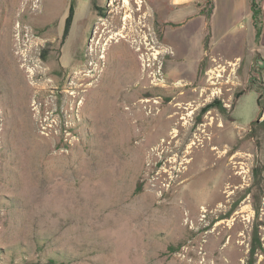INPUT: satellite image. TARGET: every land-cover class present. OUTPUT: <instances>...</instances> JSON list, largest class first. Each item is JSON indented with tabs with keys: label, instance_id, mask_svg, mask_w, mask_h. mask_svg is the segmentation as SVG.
Returning <instances> with one entry per match:
<instances>
[{
	"label": "rangeland",
	"instance_id": "rangeland-1",
	"mask_svg": "<svg viewBox=\"0 0 264 264\" xmlns=\"http://www.w3.org/2000/svg\"><path fill=\"white\" fill-rule=\"evenodd\" d=\"M40 1L13 25L30 92L0 45V264H264V0L258 39L252 21L221 41L208 0L185 27L168 0H133L142 84L102 59L122 0ZM215 99L226 113L201 114Z\"/></svg>",
	"mask_w": 264,
	"mask_h": 264
},
{
	"label": "bare ground",
	"instance_id": "bare-ground-1",
	"mask_svg": "<svg viewBox=\"0 0 264 264\" xmlns=\"http://www.w3.org/2000/svg\"><path fill=\"white\" fill-rule=\"evenodd\" d=\"M30 1L32 0H8V3L10 2V8L8 9V11L6 10L5 12V20H3L4 22L1 25L0 28V45H2V51L4 52L3 54H5V64H7V66H9L11 68V76L12 78L17 81L18 83H20L22 86H24L25 88V92L28 93L30 92V87H29V83L26 77V73H25V67L27 66H22L21 63L23 62H28V58L27 55L25 54V51L22 52V50H20V33L19 36L15 37V32L16 30H19L21 32V28L22 25L16 27L13 26L14 25V21H15V10H16V6L17 4H21L24 7V10L26 11L28 8L27 6L29 5ZM34 1V0H33ZM132 1L133 0H122V3L124 5V10L126 11V14L124 15L122 21L124 23L123 27H122V31L120 34H118L115 37H111L109 40V44H107V47L104 49V53L105 55L102 56L103 61H107L108 58H112V57H118V65L119 66H123L126 67L134 76H138L140 77V81L141 84L144 80H146L147 76V67L148 65H145V71L141 72L140 71V63H146L147 60L145 57H139L138 56V50H136L135 48V43L136 41L134 40L135 38V34H136V24H134L133 22H131L132 20V16L130 13V7L132 5ZM40 0H36V4L33 5V9H31L32 14H35L37 12H39L40 10ZM32 4V3H30ZM44 13V12H43ZM39 14V13H38ZM39 16V15H38ZM117 19V18H116ZM119 23V22H118ZM29 43H32L29 42ZM25 57L27 58V60H25ZM114 59V58H113ZM115 62V60L113 61ZM25 64V63H24ZM117 67V66H116ZM115 67V68H116ZM125 68V69H126ZM124 69V70H125ZM106 71V67L104 68V73ZM122 71V69H121ZM126 72V71H125ZM124 72V73H125ZM129 73V72H128ZM108 74L110 75V71L108 69ZM115 74V73H114ZM126 74V73H125ZM119 75V74H118ZM117 75V77H119ZM121 76V75H120ZM123 76V75H122ZM142 77V78H141ZM122 78V77H121ZM88 78H85V81ZM149 79V78H148ZM27 81V82H26ZM146 82V81H145ZM114 83V82H113ZM122 83V82H121ZM97 84V83H96ZM115 84V83H114ZM119 84V83H118ZM97 86V85H96ZM140 86V85H139ZM138 86V89H139ZM95 87V86H94ZM133 88V87H132ZM33 88H31L32 90ZM95 89V88H94ZM101 90V89H100ZM112 90V89H111ZM110 91V90H109ZM143 92V91H142ZM25 93V94H26ZM26 98V97H25ZM26 100V99H25ZM149 101V100H148ZM147 101V102H148ZM27 103V102H26ZM146 103V102H145ZM138 106V105H137ZM26 108V104L25 107ZM26 114L24 117H22L21 119L18 120V123L20 122L23 126V128L26 129L27 131V135L28 137H30V139L35 138L36 137V133L33 130L32 124L31 122V108H27L26 109ZM148 115V114H147ZM159 115V114H158ZM161 115V114H160ZM149 116V115H148ZM155 116V115H154ZM173 117V116H172ZM170 118V117H169ZM164 121V120H163ZM171 121V120H170ZM19 125V124H18ZM162 125V124H161ZM20 127V125H19ZM163 127V126H160ZM159 127V128H160ZM21 128V127H20ZM156 128V127H155ZM22 131V129H21ZM25 131V130H24ZM23 131V132H24ZM155 131V130H153ZM159 132V129L157 130ZM169 131V130H168ZM26 133V132H25ZM157 132H155L156 135ZM162 133V132H161ZM174 132H172V134H174ZM24 134V133H23ZM22 134V135H23ZM20 135V134H18ZM153 135V134H152ZM159 135V134H158ZM188 135V134H187ZM27 138V136H24ZM156 138V136H154ZM187 137V136H186ZM18 138V137H17ZM154 138V140H147L143 142V146L144 147H149V145L156 143L154 141H156ZM168 138V137H167ZM23 139V137H22ZM184 139V138H183ZM29 140V138H28ZM36 140V139H35ZM38 140V139H37ZM30 141V140H29ZM214 141V140H213ZM23 142V141H22ZM21 142V143H22ZM36 142V141H35ZM26 143V142H25ZM28 143V142H27ZM30 143V142H29ZM162 143V142H161ZM165 143V142H164ZM166 144V143H165ZM193 144H195L193 142ZM21 145V144H20ZM35 145V144H34ZM179 145V144H178ZM190 146V145H189ZM36 147V146H33ZM153 147V146H152ZM158 147V146H157ZM31 148V147H30ZM29 148V149H30ZM189 148H192L189 147ZM37 149V148H36ZM206 149V148H205ZM32 150V148H31ZM148 151V149L146 150ZM31 152V151H30ZM33 152V150H32ZM211 154V153H210ZM17 155V154H16ZM31 155V154H30ZM149 157L153 156V152L151 151L150 153H148ZM31 157V156H30ZM212 157V156H211ZM34 158V157H33ZM153 158V157H152ZM31 162V161H30ZM33 163V162H32ZM30 164V163H29ZM227 165V164H226ZM18 166V165H17ZM26 168V167H25ZM33 169V168H32ZM187 170V169H186ZM228 170V169H227ZM224 170V171H227ZM186 173V172H185ZM227 173V172H226ZM186 175V174H185ZM183 176V175H182ZM187 176V175H186ZM194 177V176H193ZM228 177V176H227ZM230 177V176H229ZM191 178V177H190ZM226 178V177H225ZM231 179V177H230ZM189 180V179H188ZM192 180V179H190ZM225 180V179H224ZM229 182V181H228ZM224 183V182H223ZM156 187V186H155ZM154 187V188H155ZM223 187V186H221ZM230 187V186H229ZM221 193V190H220ZM223 196V195H222ZM220 197V196H219ZM224 198V197H221ZM219 200V199H218ZM222 200V199H221ZM178 201V200H177ZM182 204V203H181ZM180 205V204H179ZM185 205V204H183ZM212 205V204H211ZM213 206V205H212ZM185 207V206H184ZM208 210V209H207ZM209 211V210H208ZM204 212V211H203ZM207 212V211H206ZM180 213V212H179ZM178 213V214H179ZM182 213V212H181ZM184 213V212H183ZM135 214V213H134ZM187 214V213H185ZM164 216V215H163ZM178 216V215H177ZM176 216V217H177ZM175 217V218H176ZM181 216H179L180 218ZM178 220V219H177ZM176 220V221H177ZM180 220V219H179ZM178 220V221H179ZM165 221V220H164ZM189 221V220H188ZM148 222V221H147ZM173 223V221H172Z\"/></svg>",
	"mask_w": 264,
	"mask_h": 264
},
{
	"label": "crops",
	"instance_id": "crops-1",
	"mask_svg": "<svg viewBox=\"0 0 264 264\" xmlns=\"http://www.w3.org/2000/svg\"><path fill=\"white\" fill-rule=\"evenodd\" d=\"M203 0H168L165 13L168 22L185 27L193 22L203 23L200 14ZM253 31L251 0H216L211 16V38L224 40L238 30ZM202 30H205L204 26ZM239 37V36H238Z\"/></svg>",
	"mask_w": 264,
	"mask_h": 264
},
{
	"label": "trees",
	"instance_id": "trees-1",
	"mask_svg": "<svg viewBox=\"0 0 264 264\" xmlns=\"http://www.w3.org/2000/svg\"><path fill=\"white\" fill-rule=\"evenodd\" d=\"M208 1H209V4L211 5V11L208 14V21H210L216 0H208ZM258 5L259 4L255 3V0H251L252 21H254V27L256 29V38L257 39L261 36L262 31H263L262 22H261V18H260L261 9ZM204 13H205V9L202 8L200 11V14L204 15ZM69 19H70V17L68 18L67 26H69V23H70ZM208 25H209V23H208ZM258 104H259L261 110L264 109V102L259 100ZM212 109H217L222 114H225L227 111V109L224 107L221 100L215 99L211 103L207 104L206 106H204L201 109V114H205L206 112H208ZM260 245H261L260 244V238L258 237L257 233L255 232V233H253L252 255H254V253L256 252L257 248L260 247Z\"/></svg>",
	"mask_w": 264,
	"mask_h": 264
}]
</instances>
